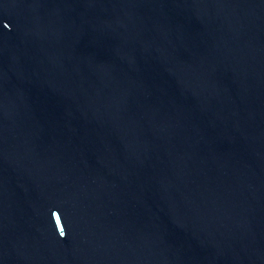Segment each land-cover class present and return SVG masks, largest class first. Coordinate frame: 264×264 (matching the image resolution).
I'll return each instance as SVG.
<instances>
[{"label": "water", "instance_id": "water-1", "mask_svg": "<svg viewBox=\"0 0 264 264\" xmlns=\"http://www.w3.org/2000/svg\"><path fill=\"white\" fill-rule=\"evenodd\" d=\"M0 264H264V0H0Z\"/></svg>", "mask_w": 264, "mask_h": 264}, {"label": "clouds", "instance_id": "clouds-1", "mask_svg": "<svg viewBox=\"0 0 264 264\" xmlns=\"http://www.w3.org/2000/svg\"><path fill=\"white\" fill-rule=\"evenodd\" d=\"M65 235H66V232L64 230H62V231L59 232V236L60 237L63 238V237H65Z\"/></svg>", "mask_w": 264, "mask_h": 264}]
</instances>
